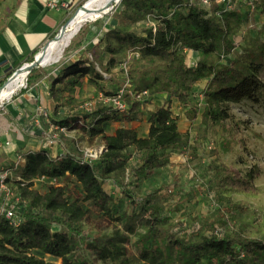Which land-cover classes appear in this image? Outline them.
<instances>
[{
    "label": "trees",
    "instance_id": "obj_1",
    "mask_svg": "<svg viewBox=\"0 0 264 264\" xmlns=\"http://www.w3.org/2000/svg\"><path fill=\"white\" fill-rule=\"evenodd\" d=\"M252 8L264 15V0H255ZM126 11L133 16L132 21L148 18L156 27L152 24L151 29H146V36L118 28L111 30L101 41L106 42V52L120 54L133 49L142 55L181 59L184 63L183 49L199 53L200 60L195 66L183 63L175 67L173 76L177 84L173 97L184 104L192 88L207 81L201 103L203 124L226 121L231 117L232 105L245 100L256 102L264 93L260 77L264 69V26L256 36L247 39V60L237 57L222 63L221 58L239 46L228 26L233 11L224 12V7L218 5L212 13L191 0H138L129 3ZM214 55L218 61L211 60ZM116 62L117 58L111 57L107 65L112 67ZM82 65L78 61L59 68L53 84L94 68ZM118 91L103 95L111 96ZM124 98L129 104L126 113L103 106L92 113L54 122L66 130L81 129L91 139L102 138L104 152L99 159L85 161L71 152L53 157L44 150L28 153L24 164L14 163L4 172L7 185L13 182L18 186L16 198L21 203L15 208L19 226L0 213V264H49L39 255L59 259L61 264H129L127 246L132 237L137 239L139 259L146 264H264V237L252 238L230 231L208 235L207 232L215 230V221L209 217L199 218L204 223L203 233L178 236L172 231L169 218L163 217L160 207L153 203L155 194L142 198L140 212L133 209L131 214H115L114 197L106 188L107 181H113L115 188L128 194V187H138L153 170L168 165L171 151L192 149L179 129V117L174 114L171 102L150 113L147 137L131 128H120L114 135H107L110 123L130 122L143 113L146 105L152 104L151 100L139 99L130 92ZM215 169L222 187L243 192L255 190L251 182L227 166L216 165ZM42 178L71 179L80 188V198H70L65 188L57 185L40 193L34 189V182ZM113 185L109 184L110 189ZM81 201L89 203L90 209H85ZM93 208L102 217L121 225L122 231L84 238L83 223Z\"/></svg>",
    "mask_w": 264,
    "mask_h": 264
},
{
    "label": "rangeland",
    "instance_id": "obj_2",
    "mask_svg": "<svg viewBox=\"0 0 264 264\" xmlns=\"http://www.w3.org/2000/svg\"><path fill=\"white\" fill-rule=\"evenodd\" d=\"M137 1L125 0L116 6L114 12L96 21L86 22L65 50L63 58L59 62L40 66L32 71L29 74L27 85L19 89L10 101L0 103V107L4 104L10 105L21 91L29 87L32 82L46 77L50 72L57 73L59 68L79 59L81 56L87 58L90 53H93L92 58L95 57V52L100 53V49L99 43L94 47V42H99L98 40L102 39L104 30L112 25L117 17L125 22L128 29L133 16L126 13V8H128L129 3L133 4ZM174 1L172 0V2ZM191 2L212 13L216 12L219 5L216 1L208 7L204 6L201 0H191ZM174 7L177 8V5ZM184 12L185 14L188 13L186 10ZM228 26L233 32L234 42L238 43L239 46L229 56H223L221 62L227 63L237 57L247 60L246 41L249 37L256 36L263 28L264 15L255 11L252 7L249 9L245 2H238L233 8V15L230 17ZM162 28V23H160L159 30ZM242 37H244L243 41ZM107 49H104V52ZM182 52L185 63L181 59H162L136 52L137 59L132 62L125 61L121 63L120 76L116 75L115 82L119 86L113 92L123 88L126 92L136 90L138 93L146 92L143 98L151 100L152 103H173L172 109L180 116H178L180 131L194 150L188 149V152L171 151V162L153 170L149 177L143 180L138 187H128L129 189H126L130 192L128 194L119 187L115 188L113 181H107L106 188L111 191L114 197L115 214H131L133 209L140 212L142 198L155 194L156 197L153 199V203L160 207V214L163 217L169 218L172 231L178 236H189L198 231L203 233L205 231L204 223L199 218L209 217L210 220L215 221V230L207 232L208 235L230 231L252 238H263L264 93L259 95L256 102L245 100L240 104L232 105L231 117L226 121L218 125H205L202 122L201 103L207 81L194 86L189 93L187 102L184 104L173 97V89L177 84L173 76L175 67L179 64L183 65V63L187 67H193L200 60L199 53L193 50L183 49ZM123 53L125 52L120 54L108 52L109 56L115 57L117 60L123 59L120 56ZM211 60L218 61V57L214 55ZM96 62L102 70H107L110 79L114 80L115 75L111 74L112 71L108 65L102 66V62L98 57ZM260 77L264 81V69L260 73ZM95 100L93 98L87 102ZM93 104L94 107L91 111L82 110L92 113L103 107L99 103ZM69 122L71 124L72 120H69ZM76 130L82 132L81 129ZM139 131L142 135L147 131V128L141 127ZM52 138L48 139L51 140ZM53 144L62 149L60 153L71 152L82 158L87 152H98L101 148H104L105 143L102 138L91 139L90 137H84L83 134L79 137L78 133H72L68 137L65 135L60 136L59 139L57 137ZM221 164L238 172L241 177L253 184L255 190L253 192H243L222 187L221 178L215 169L216 165ZM109 184L113 185L112 189H110ZM54 185L63 186L70 198H80V188L71 179L42 178L34 182V189L43 194ZM8 188L12 194L7 199V207L10 206L15 209L21 203L16 198L19 189L16 183L13 182L8 184ZM81 202L85 209H90L89 203ZM1 205H3L2 198L0 199ZM121 229V225L102 217L93 208L87 220L83 223V236L87 239H94L98 235L112 234L117 230L122 231ZM141 231L144 232V229H141ZM136 241V237H132V241L127 246L130 258L129 264H146L139 259L140 250L135 245ZM39 256L49 264H61V260L51 256ZM204 264L214 263L205 262Z\"/></svg>",
    "mask_w": 264,
    "mask_h": 264
},
{
    "label": "crops",
    "instance_id": "obj_3",
    "mask_svg": "<svg viewBox=\"0 0 264 264\" xmlns=\"http://www.w3.org/2000/svg\"><path fill=\"white\" fill-rule=\"evenodd\" d=\"M50 1L0 0V88L18 68L31 62L43 47L59 34L75 12L89 0H55L63 4L59 9H50L48 7ZM122 21L117 17L112 25L104 30L102 39L107 32L117 28L128 30L138 36H146V29H151L154 23L148 18L140 19L132 21L127 29V25ZM102 39L94 42V47L99 43L100 49V53L95 52V57L92 58L93 53H90L87 58L81 56L67 64L70 66L79 61L82 62V66L93 65L94 68L92 67L90 72L71 75L65 81L56 84H53V78L57 77V73L50 72L21 91L10 105L4 104L0 107V175L9 170L19 157L25 160L28 153L45 150L53 157L60 155L62 149L51 145L48 139L50 137L56 135L59 139L60 136L68 137L72 133H78L79 137L81 134L88 137L87 133L79 130L69 132L65 129V132H61L58 130L60 127L54 122L81 116L87 101L97 98L104 92L116 90L119 84L115 80L116 75L120 76L121 63L137 59V53L133 49L121 54L123 59H118L113 67L108 66L111 74L115 75L114 80H111L107 70H102L96 62L98 57L102 66H106L111 58L106 51L104 52L106 42H101ZM82 103L84 104L81 105ZM163 105L165 102L160 104L153 102L146 105L143 113L135 115L130 122L110 123L107 135H114L120 128H131L141 137H147L150 113ZM172 110L179 116L174 109ZM141 127L147 128L142 135L139 131ZM1 195L0 191V199Z\"/></svg>",
    "mask_w": 264,
    "mask_h": 264
},
{
    "label": "built area",
    "instance_id": "obj_4",
    "mask_svg": "<svg viewBox=\"0 0 264 264\" xmlns=\"http://www.w3.org/2000/svg\"><path fill=\"white\" fill-rule=\"evenodd\" d=\"M204 6L208 7L211 6L213 3L211 0H201ZM238 2H245L248 6L253 7L255 0H216V3L224 7V12H231L233 11L234 6ZM63 4H61L58 1L51 0L48 4V7L50 9H59ZM153 27H156L155 24H153ZM156 29V28H155ZM130 93L136 94V96L139 99H143L144 95H146V92L143 93H137L134 92V90L130 91ZM126 94V90L123 88L119 90L116 94L111 95V96H106V95H99L96 100L93 102H87L84 105V109L86 111H91L94 107L93 103H99L102 104L103 106H109L113 110L117 111L120 114L126 113L129 110V104L126 102L124 96ZM59 131L65 132V128H58ZM57 139V136H53V138L50 140V144L54 143V140ZM104 148H101L98 152H87L86 155L84 156L85 161H94L99 159L103 152ZM25 160L22 157H19L18 160L16 161L15 165L20 166L24 164ZM7 173H2L0 175V191L2 193V200H3V205L0 206V213L5 214L8 219L11 220V223L14 224L15 226L20 225V219L18 217L17 212L13 207H7V199L8 197L12 194L11 190L8 188L7 182ZM17 201L19 199L17 198Z\"/></svg>",
    "mask_w": 264,
    "mask_h": 264
},
{
    "label": "bare ground",
    "instance_id": "obj_5",
    "mask_svg": "<svg viewBox=\"0 0 264 264\" xmlns=\"http://www.w3.org/2000/svg\"><path fill=\"white\" fill-rule=\"evenodd\" d=\"M110 1L111 0H90L87 4V10L79 11L77 16L69 24L65 34L58 40L51 42L47 51L43 55V66L59 62L63 58L65 50L70 46L73 39L79 34L82 26L86 22L96 21L97 19L102 18L101 16L97 17L93 15L92 11L98 8H103ZM122 2L123 0L117 3V5L121 4ZM28 78L29 73L25 70L21 71L19 75H17L5 89L0 90V103L10 101L13 95L19 89L27 85Z\"/></svg>",
    "mask_w": 264,
    "mask_h": 264
},
{
    "label": "water",
    "instance_id": "obj_6",
    "mask_svg": "<svg viewBox=\"0 0 264 264\" xmlns=\"http://www.w3.org/2000/svg\"><path fill=\"white\" fill-rule=\"evenodd\" d=\"M90 1V0H89ZM89 1H87L83 6H81L76 12L75 14L72 16V18L67 22V24H65L59 34L53 39L51 40L46 46L43 47L42 51L39 52V54L37 56H35L34 61H32L31 63H27L23 66H21L20 68H18L11 76L10 78L7 80V82L4 84L3 87L0 88V90L5 89L9 83L17 76L19 75V73L23 70H25L26 72H28L29 74L36 68L43 66V55L44 53L47 51L48 47L50 46L51 42L54 40H58L59 38H61L69 24L71 23V21L77 16V14L79 13L80 10H87V4L89 3ZM121 0H111L109 3H107L103 8H98L95 9L94 11H92V14L97 16V17H104L105 15L114 12V10L116 9L117 3H119ZM41 55V56H40ZM40 56V57H39Z\"/></svg>",
    "mask_w": 264,
    "mask_h": 264
}]
</instances>
